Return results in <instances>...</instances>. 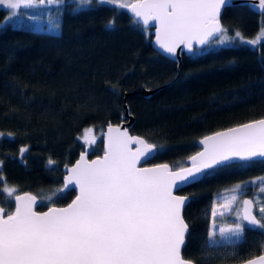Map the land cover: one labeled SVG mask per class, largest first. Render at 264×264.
Returning a JSON list of instances; mask_svg holds the SVG:
<instances>
[{"label":"trees","instance_id":"obj_1","mask_svg":"<svg viewBox=\"0 0 264 264\" xmlns=\"http://www.w3.org/2000/svg\"><path fill=\"white\" fill-rule=\"evenodd\" d=\"M231 5L220 14L226 33L254 35L264 13L246 4ZM75 7L71 0L47 5L45 12L41 6L21 7L11 21L4 20L7 11L0 7V206L5 212L13 202L4 187L33 192L39 198L37 209L53 204L47 197L56 199L61 166L86 144L81 132L95 130L88 155L100 153L105 124L127 119L123 103L133 117L129 132L162 146L144 163L171 167L184 164L200 136L264 117L263 40L194 48L181 53L177 65L151 46L149 28L134 23L123 9L95 2L83 10L73 11ZM32 17L42 18L41 27ZM45 20L59 22V29L46 28ZM141 88L154 90L143 94ZM224 165L179 190L192 197L182 209L190 231L182 255L198 264L236 262L264 252V230L245 225L236 245L208 249L201 260L216 195L264 174L259 159ZM244 186L242 193L250 197L252 187ZM73 194L67 191L54 204L66 203Z\"/></svg>","mask_w":264,"mask_h":264},{"label":"snow or ice","instance_id":"obj_2","mask_svg":"<svg viewBox=\"0 0 264 264\" xmlns=\"http://www.w3.org/2000/svg\"><path fill=\"white\" fill-rule=\"evenodd\" d=\"M73 11L97 5H112L129 9L134 23L156 22V43L165 53L175 55L183 45L189 51L193 42L204 44L210 36L225 34L220 23L222 7L233 6L231 0H71ZM65 0H0V7L8 10L6 21L17 16V9L39 5H61ZM258 7L264 9V0ZM23 15V13H19ZM35 19V17H32ZM51 29L58 30L59 22L49 20ZM113 21L107 27L111 28ZM239 37L240 33L237 32ZM224 40H230L223 35ZM264 40V27L255 40ZM93 129L84 133V142L95 143ZM204 152L191 157L192 167L170 170L167 164L155 168H138L137 163L151 158L162 146L153 145L140 137H132L119 128H108V139L103 158L88 162L86 153L72 167L65 165L67 175L63 188L56 189L50 203L64 197L67 191L78 188L79 194L67 207H49L37 213L33 206L37 196L16 195L15 187H4L9 197H15V211L5 214L0 208V264H198L185 258L182 248L190 235L182 209L192 197L178 196L185 186L201 182L211 176L218 166L238 157L240 160L264 162V119L218 132L200 141ZM137 147L132 150L129 145ZM25 148L20 149L23 154ZM54 162L49 159L48 165ZM264 192V177L259 178ZM245 183H255L249 181ZM242 186L235 185L233 191ZM43 199V198H42ZM236 195L224 200L219 209L213 207L212 216L223 215L236 201ZM253 200L243 201L237 222L219 227L217 239L215 219L207 239L201 245L204 253L220 244L236 245L248 228L264 230V204L259 217L253 214ZM247 264H264V255Z\"/></svg>","mask_w":264,"mask_h":264},{"label":"water","instance_id":"obj_3","mask_svg":"<svg viewBox=\"0 0 264 264\" xmlns=\"http://www.w3.org/2000/svg\"><path fill=\"white\" fill-rule=\"evenodd\" d=\"M127 2L129 4H131V3H136L137 0H129ZM231 4H246L252 10H254L255 12L264 13V9H260L258 7L259 0H231ZM222 9H223V7H222ZM222 9H221V12H222ZM123 10L127 14H129L130 16H132L134 19H136L134 17L133 13H131V11L129 9H123ZM137 22L139 24H141L143 27H148L149 28V32L151 34V37H150V40L149 41H150L151 46L156 51H158L159 53H161L162 55H164V56H166V57L174 60L177 65L180 62L181 53L190 54V53H192V51L194 50V48H202V47H204L210 40H212L213 38H215V37H217L219 35V34H215L213 36H210L204 44H197V43L193 42V49H192V51H189L186 47H184L183 45H181L180 47H178L176 49L175 55H172V54L165 53L163 51V49L160 48L159 45L156 43V22L155 21H150L148 25H144L142 20H139ZM153 90H154V88H141L140 89V91L143 94H148V93L152 92ZM128 93L129 92H127L126 94H128ZM123 108H124V116H126L127 119L126 120L119 121L118 123H110V122L109 123H106L105 126L103 127V129L100 131V138H101V151H100V153L89 156L88 154H89L90 147H89L88 144H85L84 147H83V149L78 153V155L76 156V158L71 163H69V164H63L61 166V170L63 171V175H62V178H61V187L60 188H63V185H64V177L67 175V171L65 169V165H67L68 167L74 166L76 164V162L80 159V155H81L82 152L86 153V159L88 160V162H91L92 160H96L98 158H103L104 153H105V150H106V145H107L108 128H109V126H111L113 128H119L121 131H126L129 136H132V137H140L141 139H144L142 136H140V135H138L136 133L129 132L128 127L130 126L133 117H132L131 114L128 113L127 107H126L125 103H123ZM261 119H264V117H258V118H254V119H251V120H247V121H244V122H241V123H237V124H234V125H230V126H227L225 128L217 129L215 131H212L210 133H207V134H204V135L200 136L196 140V145L198 146L197 150L195 152L191 153L190 155H188L184 159V164L181 165V166L171 167L167 162L144 163V161H146V160H144V158H141V160L137 163V167L138 168H155V167H157L159 165L167 164L169 166L170 170H172V171H179L181 168H191L192 167V163H193L191 157L196 156L198 153L204 152V150H205V145H203V144L200 143V141L203 140L205 137L214 136L218 132H225V131H227L230 128L239 127V126H241L243 124L251 123L253 121L261 120ZM146 142H148V141H146ZM148 143H150V142H148ZM129 147L132 150H135V148L137 147V145L130 144ZM237 161H243V160H240L238 157H233L232 160L226 161V162H224V164L231 163V162H237ZM73 192H74V194L72 195V197L66 203L61 204V205L51 204V205H48V206H46V207H44L42 209H37V206L39 204V198L37 197V204L33 206V210L36 211L37 213H43V212H47L49 207H58V208L59 207H67V205L69 203H71L72 200L75 199V197L79 194L78 188H74ZM26 193L27 194H31V195H35L33 192H31L29 190H20V191H17L16 195L23 196ZM174 194L175 195H178V196H188L187 194L182 193V192H179V191H176V190H174ZM11 199H12V202H13V207H12V209L9 212H5L4 211L5 214H10V213H12V212L15 211V197L13 196V197H11ZM244 200H251V198L248 195H244L242 197L241 206H240V213H242L243 208H244V205H243V201ZM0 208H3V207L0 206ZM251 210L253 212V205L251 207ZM253 214H255V213L253 212ZM244 223L246 225V222L245 221H244ZM261 255H264V252L257 253L255 255H252L250 257H247L245 259H242V260H239V261H236V262L224 263V264H247V262L249 260L256 259L257 257H259Z\"/></svg>","mask_w":264,"mask_h":264},{"label":"rangeland","instance_id":"obj_4","mask_svg":"<svg viewBox=\"0 0 264 264\" xmlns=\"http://www.w3.org/2000/svg\"><path fill=\"white\" fill-rule=\"evenodd\" d=\"M37 6L43 7L45 9L44 12L46 11L47 4H45V5L37 4L35 6H30V7L36 8ZM6 11H7L6 16H7L8 10H6ZM5 18H4V20H5ZM35 18L37 19L38 17H35ZM41 19L42 18L37 19L36 25L38 27H41L39 25ZM44 26L46 28H51L48 21H46ZM262 27H264V23L260 26L259 30L254 35H252L251 37H248V38L243 37L241 35L239 37H237L236 33L219 34L217 37L210 40L203 48L216 47L218 45L231 44L234 42L248 43V41H252V40H255L257 38V36L261 33ZM46 28H44V29H46ZM223 35H227L231 39L230 40H224ZM249 45H253V44H249ZM86 129H88V128H86ZM86 129H84L80 134V138L83 141H84L83 137H84V133H85ZM92 135L95 138H97V134H96L94 129H93ZM261 177H264V174L252 176L249 179H247L246 181L233 183L228 188H226L225 190H223L222 192H220L216 195V197L214 198V201H213L212 209H213V207H216L217 209H219L220 206L223 204L224 200L227 199L228 197H231L232 195H236V197H237L236 201L231 205V208L228 211H226L223 215H217L215 218H213V216H212V222H211L210 227H212L213 220L215 219V228L213 230L216 231V233H217V237H216L217 239H220V236H219V227L220 226L232 225L235 222H237V213L240 212L241 200H242V196L244 195L242 192L246 189V187L244 185L249 184L253 189V192L250 194V198H251V200L254 201L253 212L255 213V215H257L259 217V207L262 204H264V198L262 197V196H264V192H261L260 187H259L262 184V181L259 179ZM249 181H255V183L254 184L253 183H245V182H249ZM237 184H240L242 187L239 190H236L234 192L233 189H234L235 185H237ZM240 223L245 224L244 221H240Z\"/></svg>","mask_w":264,"mask_h":264},{"label":"flooded vegetation","instance_id":"obj_5","mask_svg":"<svg viewBox=\"0 0 264 264\" xmlns=\"http://www.w3.org/2000/svg\"><path fill=\"white\" fill-rule=\"evenodd\" d=\"M243 196H244V195H243ZM243 196H242V197H243ZM230 263H231V262H230Z\"/></svg>","mask_w":264,"mask_h":264}]
</instances>
